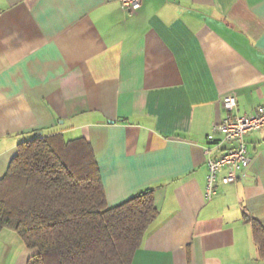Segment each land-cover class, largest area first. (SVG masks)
<instances>
[{
	"label": "crops",
	"instance_id": "obj_1",
	"mask_svg": "<svg viewBox=\"0 0 264 264\" xmlns=\"http://www.w3.org/2000/svg\"><path fill=\"white\" fill-rule=\"evenodd\" d=\"M227 93L238 114L264 105V0H0V178L22 141L84 137L109 205L154 189L132 264H264V128L246 135L249 167L205 195ZM35 252L0 229V264Z\"/></svg>",
	"mask_w": 264,
	"mask_h": 264
},
{
	"label": "trees",
	"instance_id": "obj_2",
	"mask_svg": "<svg viewBox=\"0 0 264 264\" xmlns=\"http://www.w3.org/2000/svg\"><path fill=\"white\" fill-rule=\"evenodd\" d=\"M154 189L109 205L92 146L62 133L19 143L0 178V229L16 230L29 264H132L158 215ZM264 257V226L252 217Z\"/></svg>",
	"mask_w": 264,
	"mask_h": 264
},
{
	"label": "built area",
	"instance_id": "obj_3",
	"mask_svg": "<svg viewBox=\"0 0 264 264\" xmlns=\"http://www.w3.org/2000/svg\"><path fill=\"white\" fill-rule=\"evenodd\" d=\"M142 3L143 0H121L122 8L129 12L137 11ZM222 104L227 114L220 122L213 125L212 132L208 134V139L212 144L206 148L208 174L205 195L207 199L212 198L217 192L216 183L223 169H227V173L222 180L231 182L238 178L240 172L249 167L252 155L246 135L250 131L264 128V105L256 107L253 113H235L238 101L234 93L225 94L222 97ZM217 132L222 135L220 141L215 139ZM223 141H230L234 144L221 150L217 155H211L212 148Z\"/></svg>",
	"mask_w": 264,
	"mask_h": 264
}]
</instances>
